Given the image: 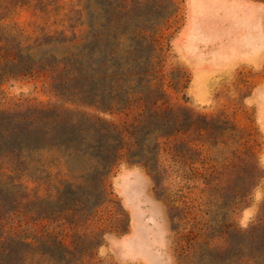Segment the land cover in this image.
I'll return each instance as SVG.
<instances>
[{
    "label": "rangeland",
    "instance_id": "rangeland-1",
    "mask_svg": "<svg viewBox=\"0 0 264 264\" xmlns=\"http://www.w3.org/2000/svg\"><path fill=\"white\" fill-rule=\"evenodd\" d=\"M187 4L0 0V56L23 48L27 54L37 41L61 40L62 33H75L78 43L103 33L124 50L141 46L144 36L158 50L152 82L138 76L132 83L139 90L143 84L148 103L79 111L132 134L138 115L156 104L164 117L156 172L130 159L128 134L127 149L106 176L104 155L88 149L105 141L95 131L77 155L48 149L25 165L14 155L0 157V173L21 188L15 233L30 244L24 264H264V148L253 108L242 98L203 106L192 98L190 71L176 52ZM4 79L0 110L57 103L47 73ZM145 132L137 133L140 140Z\"/></svg>",
    "mask_w": 264,
    "mask_h": 264
},
{
    "label": "trees",
    "instance_id": "trees-1",
    "mask_svg": "<svg viewBox=\"0 0 264 264\" xmlns=\"http://www.w3.org/2000/svg\"><path fill=\"white\" fill-rule=\"evenodd\" d=\"M60 37L61 40L51 36L48 41H37L27 54L23 48L14 57L10 54L0 56V84L6 75L18 79L47 73L57 97L52 107L18 112L0 110V157L14 155L25 165L34 153L48 149L64 150L68 157L77 155L82 152V143L91 131H95L105 141L89 145L88 149L99 150L104 155L106 176L127 149L128 134L134 138L128 150L130 159L150 173L156 172L159 140L164 131L163 113L156 104L145 107L138 115L139 120L131 126L132 134L100 118L79 114L82 109L112 113L148 103L143 84L139 90L132 83L141 76L150 84L156 76V40L141 36V46L124 50L119 45L112 46L110 41L114 37L103 33L94 34L82 43H78L75 33L70 38L63 33ZM144 129L147 132L140 140L137 133ZM14 179L7 178L5 171L0 173V264H24L30 247L27 236L15 233L16 218L21 217L22 212L19 208L21 188L14 185Z\"/></svg>",
    "mask_w": 264,
    "mask_h": 264
},
{
    "label": "crops",
    "instance_id": "crops-1",
    "mask_svg": "<svg viewBox=\"0 0 264 264\" xmlns=\"http://www.w3.org/2000/svg\"><path fill=\"white\" fill-rule=\"evenodd\" d=\"M187 9L176 52L192 98L201 106L244 99L264 148V0H188Z\"/></svg>",
    "mask_w": 264,
    "mask_h": 264
}]
</instances>
